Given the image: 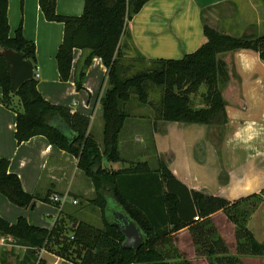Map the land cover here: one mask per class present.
Returning <instances> with one entry per match:
<instances>
[{"label":"trees","instance_id":"16d2710c","mask_svg":"<svg viewBox=\"0 0 264 264\" xmlns=\"http://www.w3.org/2000/svg\"><path fill=\"white\" fill-rule=\"evenodd\" d=\"M148 1L85 0L81 16H64L56 11V0H39L46 19L64 23V39L57 53L61 80L68 81L71 77L76 49L90 50L85 67L99 57L107 69L101 97L102 143L96 138V131L88 132L90 118L45 99L38 89L37 78L29 79L14 92L11 65L1 55L0 102L17 113L15 137L18 143L36 135L46 136L52 144L79 157L82 173L95 188L99 187L98 196L87 205L100 210L103 228L68 215L69 220L77 224L72 242L81 251L59 243L62 244L59 253L56 252L59 256L77 264H172L169 262L172 258L180 259L177 264H190L175 246L176 233L187 227L197 254L214 258L216 264H243L242 256L264 255V243L248 228L250 216L264 201V188L229 200L189 189L161 158L156 169H152L148 161H137L132 168L109 171L104 163L105 159L109 163L123 160L120 135L131 115L125 105L130 102L132 93L141 105L148 104V84L162 88L160 119L206 124L210 126V138L221 140L229 121L223 90L231 79L224 54L251 49L264 60V34L222 32L207 22L208 9L202 15L207 41L199 49L180 59L148 60L133 44L130 30L131 20ZM8 5L9 0H0V47L20 52L36 69L35 42L24 36L21 27L10 36ZM127 62H149L151 67L129 74L128 65L132 64L126 66ZM84 77L82 71L76 78L79 90L83 89ZM202 87L205 90L200 93ZM13 94L19 97L22 110L12 106ZM196 96L201 98L200 103H196ZM8 168L9 161L0 158L1 193L22 206L34 205L36 199L51 201V193L38 198L26 192L20 177L10 173ZM113 207L127 214L144 233L146 239L138 250L123 247L125 236L112 224L110 209ZM219 211L235 225L234 255L212 222L211 215ZM58 225L57 221L49 230L30 224L22 216L16 223H10L0 215V234L22 238L33 250L47 248ZM22 264L47 262L29 254Z\"/></svg>","mask_w":264,"mask_h":264},{"label":"crops","instance_id":"0c3cea01","mask_svg":"<svg viewBox=\"0 0 264 264\" xmlns=\"http://www.w3.org/2000/svg\"><path fill=\"white\" fill-rule=\"evenodd\" d=\"M223 4L236 5L234 12L239 16L241 31L249 23L255 28L253 33L264 34V17L260 20L257 14L259 8L264 9L263 3L249 0L246 9L244 0H149L130 22L132 42L148 60L180 59L195 52L207 41L203 29V12ZM84 5L85 0H56V11L64 16H81ZM250 12L255 13L254 20L253 17H245ZM8 20L10 36H14L21 27L24 36L36 44L38 89L43 97L53 104L87 115L90 118L88 132L100 131L103 126L101 97L107 70L101 59L95 57L85 67L87 50H74L71 77L68 81H62L57 53L64 39V23L46 19L39 0H24L23 6L20 0H9ZM223 58L229 65L231 79L223 90L229 121L221 140L210 138L208 125L204 128L202 123L171 122L159 117L155 120L153 136L158 158L189 189L235 200L264 188V60L257 51L251 49L224 54ZM82 71L85 77L83 89L79 90L76 78ZM16 118V111L0 102V158L9 161V172L20 177L28 193L38 194L41 198L51 193L50 200L55 194H68L79 202L73 207L80 205L83 200L87 205L88 196L95 192V187L79 168V157L52 144L44 135H36L18 143L15 137ZM135 139L138 140L137 137ZM202 142L208 144L204 149L201 147V152H205L207 146L211 149L213 145L222 158L210 180L204 176L208 174L204 152L200 158L197 157L196 150ZM126 164L118 161L110 162L109 166L117 171L134 167V163ZM111 200L115 203L114 199ZM65 210L60 207L61 214L66 212L64 215L69 220L68 215L74 214ZM219 216L225 219L224 224L227 221L235 237V225L222 211L214 213L211 218L213 220ZM217 226L219 228V224ZM248 228L259 242L264 240V233L262 237L256 234L251 217ZM219 231V235L228 242L222 230ZM2 236L0 234V238ZM175 236V246L183 255L186 254L183 258L190 264H216L212 257H196L187 227ZM232 253H236V249ZM40 259L50 264L55 257L44 254ZM243 259L260 260V257ZM179 260L172 258L169 262L177 264ZM59 264L77 263L59 256Z\"/></svg>","mask_w":264,"mask_h":264},{"label":"rangeland","instance_id":"374dc122","mask_svg":"<svg viewBox=\"0 0 264 264\" xmlns=\"http://www.w3.org/2000/svg\"><path fill=\"white\" fill-rule=\"evenodd\" d=\"M252 1L264 4L263 0H252ZM23 2L24 0H20L22 6H23ZM244 3L247 6L246 7L247 9L249 6V0H244ZM234 11H236V5L223 4V6L217 7L213 10L210 9V11L206 13L205 17L210 25L214 26L216 29L222 32L230 33L233 35L252 33L255 28L254 26L249 25V23L247 24L248 26L245 25L242 28L243 29L242 31L240 30L241 26L239 25V18H238L239 16ZM257 14L259 15L258 18H260L261 20L262 17H264V9L259 8L257 10ZM245 17L249 19L250 17L251 18L253 17L254 20L255 13L250 12ZM86 52H88L86 55V58H88L91 52L90 50H87ZM129 53L132 54L131 52ZM129 63L132 64V66L128 65L129 68L127 73L129 74L151 67L150 66L151 63L149 62L148 63L129 62ZM129 63L127 62L126 66ZM147 90H148V98H149L148 104L141 105L138 102L136 94L132 93V98L130 102L125 105V108L129 111L131 115L126 120L124 129L122 130L120 135V151L123 157L122 162L127 163L126 165L135 163L137 161H148L152 169H156L158 167V156L156 152V146H155L153 134L156 128L154 122L155 120H157V117L159 116L158 110L161 107L162 88L153 84H148ZM200 90L201 93L202 91L205 90V88L202 87ZM194 98L196 99L195 100L196 103H200L202 101L199 96H196ZM12 106L15 109H22L21 104L19 102V97L14 94L12 95ZM201 126H204V128H206V124H203ZM94 134L96 138L100 141V143H102L103 130L96 131ZM208 134L210 135V129ZM205 135H207V133H205ZM136 137L138 138V140L135 139ZM128 140H130L131 142L128 143ZM207 144H208L207 142H202L201 144L198 145V149L196 150L198 154L197 155L198 158H200L204 152L203 150L202 152L200 151L201 147L204 149V146H206ZM203 157L207 158L206 170L208 174L206 175H204L203 173L202 174L208 180H210L211 178L214 177V174L212 172L214 170L216 171L217 167L219 168L218 165L222 158H220V156L214 150L213 145L211 149L210 148L208 149V146L207 148L205 147V152ZM215 179H217L216 176ZM95 189H96L95 192L91 193V195L88 196L89 200H94L98 196L97 194L99 191L97 190H99V187L96 186ZM36 195L38 196V198H41L40 195L38 194ZM73 199L74 198H72V196L70 195L66 202H61V203L46 202L42 199H36L34 205L22 206L16 203L15 201H13L12 199H10L7 195L0 192V215L4 217L6 220H8L10 223H16L17 220L22 216L26 218V220L31 224L43 228H48L49 230H51L55 227L56 221L58 220L61 214L60 207H64V209H66L65 211L69 210V212L74 214L76 219H78L79 221L80 220L87 221L92 223L96 227L103 228V222H102L100 210L96 209L92 211L93 207L91 205L90 206L86 205L85 204L86 202L84 200L80 205L73 207V205H76L75 203L71 202V200ZM117 211H118L117 207L111 208L110 215L113 216V213ZM64 213L61 214L62 217L60 218L58 228L55 231V237L54 239H52V242H50L47 247V249L50 252L56 255L57 253H59V248L62 246L63 243L65 244V246L68 244L72 248L81 251L78 245L72 242V234H73L72 232L77 224L76 223L74 224L73 221L68 220L64 215ZM250 217L253 227L256 230V234L258 235V237H262V234L264 233V201L260 202V204L258 205V207L255 209V211L252 213ZM224 220L225 219L222 216H219L217 217V219H213L212 222L215 225L218 234H220L219 230H222L224 236L227 237L228 242L225 239L224 240L226 241L229 250L230 248L235 250L236 239L234 240L233 243L230 242L233 241V237H234L233 232H231L233 229L230 230L227 221L225 224L223 223ZM217 224H219V228ZM2 237L7 238L6 239L7 242L4 245L0 244L1 246L0 264H22L23 260H25V258L28 257L29 254L34 255L37 259H39V257L41 256L40 249L33 250L28 246V243L22 238L6 236V235ZM261 243H264V240H262ZM234 250H230V253L233 254L232 251ZM195 254L197 255L196 256L197 258L207 257L204 255L197 254L196 250H195ZM185 255H183V257H186ZM245 257H260V260L253 259L251 261H248L246 259H243ZM241 260L243 264H264V255L242 256Z\"/></svg>","mask_w":264,"mask_h":264},{"label":"water","instance_id":"95a60500","mask_svg":"<svg viewBox=\"0 0 264 264\" xmlns=\"http://www.w3.org/2000/svg\"><path fill=\"white\" fill-rule=\"evenodd\" d=\"M0 55L3 56L11 65L10 74L12 89L16 92L19 87L29 79L34 78V66L33 64L24 58V56L12 49L6 47H0ZM104 166L111 171L109 162L105 159ZM116 227H118L125 236L123 247L125 249L138 250L145 241V235L140 227L123 211L118 210L113 213V221Z\"/></svg>","mask_w":264,"mask_h":264},{"label":"built area","instance_id":"2783aa9c","mask_svg":"<svg viewBox=\"0 0 264 264\" xmlns=\"http://www.w3.org/2000/svg\"><path fill=\"white\" fill-rule=\"evenodd\" d=\"M34 77L35 78H38L39 77V72H38V69L36 68V69H34ZM68 197H69V195H59V194H55V195H53L52 197H51V200L52 201H54V202H59V203H61V202H66L67 200H68ZM71 202L72 203H75V204H77L78 203V200H76V199H73V200H71ZM195 219H198V217H196ZM73 238V237H72ZM7 238H5V237H1L0 238V244L1 245H4V244H6V242H7V240H6ZM40 253H41V257H43L44 256V254H50V255H52L53 257H55V260L52 262V263H50V264H59V256L58 255H56V254H54V253H51V252H48L49 250L46 248V247H42V248H40Z\"/></svg>","mask_w":264,"mask_h":264}]
</instances>
